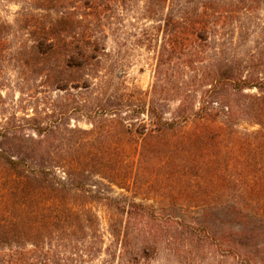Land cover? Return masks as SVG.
Masks as SVG:
<instances>
[{
	"label": "trees",
	"instance_id": "16d2710c",
	"mask_svg": "<svg viewBox=\"0 0 264 264\" xmlns=\"http://www.w3.org/2000/svg\"><path fill=\"white\" fill-rule=\"evenodd\" d=\"M98 1L81 0V7L87 15L97 14L102 9ZM247 1L255 0L234 4ZM227 11L225 2L187 0L180 4L176 16H167L157 82L151 93L163 89L159 84L162 66L173 56L185 59L184 65L189 67L203 58L198 48L207 46L213 25L225 18ZM95 24L88 17L79 19L65 12L42 27L28 47L32 58L62 55L59 74L63 76L47 75L54 79L57 89L93 86L89 78L75 74H88L86 71L106 49L95 33ZM214 80H234L239 89L256 87L260 91L248 95L246 108L263 130L242 133L221 122L220 113L212 106L196 110L186 88L177 86L173 91L181 99L171 118L151 101L147 108L151 122H141V128L121 117L110 120L107 129L98 130L93 122L95 128L84 132L108 140L139 141L140 146L135 148L139 155L136 181L146 163L160 161L165 167L162 179L169 186L184 181L189 197L197 205L209 206L203 217L193 221L157 211L150 204L127 199L118 202L101 190H92L91 183L78 180L74 172L64 170L60 174L57 168L64 166L54 164L53 151L46 146L55 138L51 128H39L37 137L0 130V264H149L163 243L186 258V264H202L200 252L209 251L213 245L220 258L207 264L227 263L230 258L240 264H264V77L236 79L234 68L225 65L218 68ZM114 96L109 95L108 100ZM225 105L232 109L230 104ZM112 106L100 102L86 113L117 116L119 111ZM139 109L143 107L134 108ZM92 146L86 143L77 156L85 171L98 163L108 169V162L115 161L114 156L119 154L117 147L105 146L101 151ZM109 171L107 177L114 181L116 172L113 168ZM201 191H206L204 196L199 195ZM102 199L109 200L108 205L117 210L109 222L113 241L106 247L99 219L88 206ZM111 199L119 204L110 203ZM221 215L226 227L220 235L214 226ZM103 252L108 258L96 263Z\"/></svg>",
	"mask_w": 264,
	"mask_h": 264
},
{
	"label": "rangeland",
	"instance_id": "374dc122",
	"mask_svg": "<svg viewBox=\"0 0 264 264\" xmlns=\"http://www.w3.org/2000/svg\"><path fill=\"white\" fill-rule=\"evenodd\" d=\"M185 1L99 0L100 12L87 15L81 7V0H0V130L14 132L18 136L37 137L39 128H51L55 131V138L52 137L46 146L53 151L54 164L64 166L57 168L60 174L64 170L74 172L78 180L91 183L92 190H101L103 195L114 197L118 202L127 199L150 204L157 211L172 214L180 220L193 221L203 217L209 206L197 205V201H193L186 192L188 188L183 186L184 181L180 182L182 185L169 186L162 179L165 167L160 161L154 159L146 163L142 176L136 181L139 155L135 148L140 146L139 141L116 137L108 140L103 136L94 138L84 133L94 129L95 124L98 130L107 129L110 120L121 117L141 128V122H151L147 112L151 101L166 113L167 118H171L181 99L173 91L177 86L186 88L196 110L204 105L212 106L220 113L221 122L242 133L263 130L246 108L248 95H256L260 91L256 87L239 89L234 80L215 81L214 75L218 68L230 65L236 79L264 77V0L239 4H234L238 0H215L225 2L229 11L225 18L213 25L207 46L198 48L203 58L189 67L184 65L185 59L173 56L162 66L159 84L164 90L151 93L157 82L160 48L166 35L165 20L171 13L176 16L178 7ZM65 12H72L79 19L88 17L96 23L95 33L106 47L98 62L86 71L88 74L84 71L75 74L93 82L89 89H57L54 79L47 75L51 72L63 76L59 74L62 55L37 59L28 53V47L41 34V28ZM113 94L115 96L108 100V96ZM100 102L113 104L112 107L119 111L117 116L87 115L86 112ZM225 104H230L232 109ZM140 107L143 109L134 110ZM86 143L94 144L93 149L101 151L105 146L117 147L119 154L114 156L115 161L108 162V169L98 163L85 171L77 156ZM65 149L68 150L66 155L63 153ZM69 150L75 155L68 154ZM261 151L264 153L263 147ZM112 168L116 172L114 181L107 177L111 175L109 170ZM204 192L199 195L204 196ZM78 197L82 198V193ZM117 200L111 199L110 203L119 204ZM108 202L102 199L88 203L99 219L105 247L113 241L109 222L117 212ZM219 217L214 228L221 235L226 224L224 217ZM165 246L163 243L149 264H186V258L177 256ZM215 248L213 245L209 251L200 252L202 264L220 258ZM98 257L96 263L108 255L103 252ZM232 263L240 264L231 258L227 263L223 262Z\"/></svg>",
	"mask_w": 264,
	"mask_h": 264
}]
</instances>
